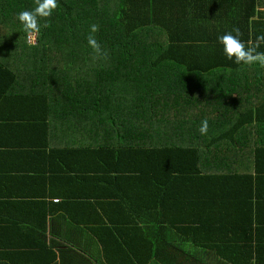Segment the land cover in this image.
Returning <instances> with one entry per match:
<instances>
[{
  "label": "trees",
  "instance_id": "1",
  "mask_svg": "<svg viewBox=\"0 0 264 264\" xmlns=\"http://www.w3.org/2000/svg\"><path fill=\"white\" fill-rule=\"evenodd\" d=\"M231 1L58 0L59 7L47 18L48 26L44 27L45 19L40 20L36 46L27 44V34L17 19L19 12L34 9V0H29L26 8H17L18 0L0 1V5L7 6L0 9V25L8 34V39L0 41V60L10 58L16 49V54L23 52L30 57L40 55L44 58L30 72L28 83L25 82L32 92L31 96L24 97L25 100L35 102L41 95L37 94L39 88L52 86L49 81L51 71L40 69V65L61 64L56 60L52 63V57L85 55L83 62L87 69H79L78 73L107 70L110 74H106L103 85L112 88L111 95L144 99L143 104L149 107L146 111L149 117L164 121L148 123L142 133L132 125L129 117L127 121L125 119L126 125L118 126L114 118L101 123L95 112L96 142L102 144L92 151L97 161L95 168H83L84 174L77 173L78 177L76 173H69V168L74 166L66 164L67 155H74L72 148L55 142L62 148L57 151L61 152L58 162L66 168L41 192L32 195L33 198L58 197L54 193L55 186L63 188L66 200L70 195L68 189L81 190L87 183L93 188L115 190L117 194L136 184L142 198H146L145 211L152 212L147 222L158 225L157 228L146 227L148 229L128 228L125 231L127 237L118 239L117 230L104 228V222H96V231H110L114 238L107 241L99 238L100 244L108 246L111 253L108 259L105 256L104 262L102 257L89 256L95 264H113L120 259H131L129 264H158L159 258L153 256V251L159 254V250L152 243L167 241L160 240V235L153 238L152 234L142 233L146 230L161 233L175 230L185 241L199 239L203 231L222 233L221 228H216L217 222H209L208 217H203L204 212H207L206 207L212 208L216 200H222V194L236 195L235 189L229 190L237 181L241 189L237 196L239 205L245 210L243 217H250L238 221L248 239L241 240L235 224L232 226L235 227L232 233L236 244L235 260L231 263L227 255L226 245L233 242L229 238L223 257L227 263L218 261L215 254L193 255L188 260L178 251L164 261L172 264H264V141L245 143L250 149L238 142L242 132L251 128L257 133L262 129L251 120V115L264 113V74L257 70L258 64L248 66L228 59L218 42V37L227 31L216 8ZM162 10H166V17ZM253 11L251 6L250 13ZM251 16H247L248 21ZM16 21L22 31L10 26ZM92 24L99 25L94 35L108 52L107 59L96 58L88 46ZM251 27L258 36L259 30L264 31V22H255ZM243 41L247 43V40ZM258 50L264 52V46ZM110 59L120 60L109 62L112 67L105 68ZM12 76H16V81L19 79V75L0 65L3 96L10 94V89L5 87L10 85ZM59 93L56 89V99ZM42 100L45 103L43 120L49 116L50 97ZM254 104L259 107L255 109ZM34 106L27 122L39 120L38 109ZM16 116L15 109L8 110L7 117ZM205 119L208 132L201 135L198 129ZM48 129L45 126L46 137ZM144 134H159L160 137L146 149L126 147ZM204 188L206 191L202 192ZM166 215L174 221L164 220ZM54 227L52 223V232H55ZM64 231L62 225L61 232ZM63 239L67 244L71 243V240ZM137 246L141 251H135ZM118 249L125 251L126 256L115 255ZM60 259L69 261L71 257L61 255ZM51 260L54 258L51 257L48 263Z\"/></svg>",
  "mask_w": 264,
  "mask_h": 264
},
{
  "label": "crops",
  "instance_id": "2",
  "mask_svg": "<svg viewBox=\"0 0 264 264\" xmlns=\"http://www.w3.org/2000/svg\"><path fill=\"white\" fill-rule=\"evenodd\" d=\"M18 1L17 8H26L30 4L29 0ZM12 5L15 7L14 2ZM251 6L254 7L253 13H250ZM6 7L0 5V9ZM162 11L166 17V10ZM216 12L227 32L239 27L242 33L241 39L249 41L257 37L251 26L255 22H264V0L225 2L216 8ZM250 14H252L251 20L248 21L247 16ZM10 26L14 30L22 31L17 21L10 23ZM261 34H264V31L259 30L258 35ZM36 38H39L38 35ZM6 39L8 34L0 25V41ZM16 51L17 49L12 52L10 58L0 60V65L4 69L19 75L17 81L16 76L10 77V85L5 87L10 89L8 96H3L0 90V264H61L62 262L95 264L89 256L102 257L104 262L105 256L108 259L111 251L108 246L104 247L100 244L99 238L107 241L113 236L110 231H96L94 227L96 222H104V228L117 230L120 234L118 239L127 237L125 231L128 228L158 227L153 222H147L149 217H152V212L145 211L146 198H142L138 185L134 184L132 188L123 190L124 193L117 194L115 190L112 192L105 187L93 188L87 183L81 190L68 189L67 193L70 195L66 200L63 198L65 192L61 186H55L54 193L58 197L54 199L33 198L32 195L41 192L53 178L65 170V165L59 163L57 159L58 154L61 153L57 151L62 149L60 148L62 145L72 148L74 154L67 155L66 164L74 166L69 168V173L73 175L76 173L78 177L84 174L81 171L83 168H95L97 161L92 151L97 150L102 144L96 142L95 112L101 118V123L114 118L118 126L126 125L125 119L127 121L129 117L132 125L142 133L148 123H164V121L149 117L146 112L149 107L143 104L144 99L111 95L109 91L112 88L103 85L106 74H110L107 70L94 69L91 72L86 70L84 73H78L79 69H87L86 62H83L84 59L86 60L85 55L69 58L52 57L50 59L52 63L56 60L61 64L40 65V69L48 68L47 71H51L52 78L49 81L52 86H42L37 90V94L41 93V95L36 101L33 103L29 99L27 101L24 97L31 96L32 92L28 85L25 86V82L28 83L30 72L44 58L40 55L30 57L23 52L16 54ZM116 60L120 59H110L104 67L111 68L109 62L117 63ZM257 70L264 74V68L258 67ZM56 89L60 90L57 99ZM45 97H50L49 116L42 120L41 116L45 110L42 98ZM34 105L38 109L39 120L27 122L31 119L29 113L35 109ZM258 107L254 104L255 109ZM9 109H15L17 116L7 117ZM251 120L257 122L262 129L256 133L250 128L248 132L239 134L238 142L244 143L242 146L248 149L250 147L245 146V143L264 141V113L251 115ZM45 126L49 128L48 131L46 130L48 137L45 135ZM23 127L24 132H22ZM159 137V134H144L138 137L134 144L131 142L126 147L146 149ZM210 148L211 146L208 151ZM109 150L111 149L108 148ZM233 189L236 190V195L229 192L222 194V200H216V204L212 208L206 207L207 212H204L203 217H208L209 222H217L216 228H221L222 233L210 234L203 231L199 239L191 238L185 241L175 230L165 233L142 231L145 234H152L153 238L160 235V240L167 241L152 243L153 247L157 246L159 250V254L153 251V256L159 258L158 264H172L170 261H164V258L177 251L188 260L193 255L215 254L218 261L227 263L223 260L226 248L232 263L237 256L232 233L236 227L240 239H248V235L239 226L238 221L248 220L250 217H243L245 210L244 208L241 210L237 197L238 192H241L238 181L229 191L232 192ZM204 191L205 188L202 192ZM30 196L33 199H30ZM31 205L33 206L30 209ZM164 220L174 221L170 215L164 216ZM52 223L55 232L51 231ZM62 225L65 229L64 233L61 232ZM224 227L227 229L224 230ZM63 238L71 240V243L67 244ZM229 238H232L233 242L225 248ZM135 251L141 250L137 246ZM61 255H69L71 259L62 260ZM115 255L126 256V252L118 249ZM51 257L54 260L48 263ZM129 261L132 260L120 259L113 264H129Z\"/></svg>",
  "mask_w": 264,
  "mask_h": 264
},
{
  "label": "clouds",
  "instance_id": "3",
  "mask_svg": "<svg viewBox=\"0 0 264 264\" xmlns=\"http://www.w3.org/2000/svg\"><path fill=\"white\" fill-rule=\"evenodd\" d=\"M34 3V9L23 10L17 14V19L23 25L28 40L32 44L35 42V37L40 33V20L45 19L44 27H47V18L59 7L58 0H34ZM98 30L99 25L92 24L90 26L87 43L96 58L107 59L108 52L102 48L94 35ZM241 36L242 33L239 27H234L230 32L218 37V42L223 46V52L226 57L234 60L236 64L248 66L258 64L261 68H264V52L258 50L261 45H264V34L258 35L255 40H249L247 43L241 39ZM198 131L201 135L207 134V119L200 122Z\"/></svg>",
  "mask_w": 264,
  "mask_h": 264
},
{
  "label": "rangeland",
  "instance_id": "4",
  "mask_svg": "<svg viewBox=\"0 0 264 264\" xmlns=\"http://www.w3.org/2000/svg\"><path fill=\"white\" fill-rule=\"evenodd\" d=\"M36 40H37V38L35 37V42H34V44H32V43H30V42L28 41V37L26 36V42H27L28 45L36 46Z\"/></svg>",
  "mask_w": 264,
  "mask_h": 264
},
{
  "label": "built area",
  "instance_id": "5",
  "mask_svg": "<svg viewBox=\"0 0 264 264\" xmlns=\"http://www.w3.org/2000/svg\"><path fill=\"white\" fill-rule=\"evenodd\" d=\"M29 41V40H28Z\"/></svg>",
  "mask_w": 264,
  "mask_h": 264
}]
</instances>
